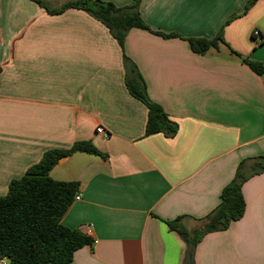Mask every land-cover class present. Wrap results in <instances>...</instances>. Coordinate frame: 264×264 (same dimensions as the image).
<instances>
[{
	"label": "crops",
	"instance_id": "1",
	"mask_svg": "<svg viewBox=\"0 0 264 264\" xmlns=\"http://www.w3.org/2000/svg\"><path fill=\"white\" fill-rule=\"evenodd\" d=\"M43 1L58 10L76 0ZM249 1L142 0L150 31L130 30L122 48L81 9L0 0V196L49 150L91 141L108 156L75 153L50 173L79 183L61 223L87 236L93 225V245L69 264H186L167 222L200 229L240 167L244 215L203 236L195 264H264V171L252 174L264 166V75L225 46L201 56L188 41L222 30L235 52L264 64V39L253 35L264 37V0L246 12ZM124 56L178 125L173 138L146 136L148 108L129 93Z\"/></svg>",
	"mask_w": 264,
	"mask_h": 264
},
{
	"label": "trees",
	"instance_id": "2",
	"mask_svg": "<svg viewBox=\"0 0 264 264\" xmlns=\"http://www.w3.org/2000/svg\"><path fill=\"white\" fill-rule=\"evenodd\" d=\"M50 14H59L69 8L86 11L103 23L112 36L124 47L128 32L132 29L148 30L139 12L142 0H134L130 5L117 6L102 0H76L65 4L58 10L50 9L43 0H34ZM254 0L246 5L247 12ZM235 17V16H234ZM232 17V18H234ZM156 34L174 37L177 34ZM194 53L205 56L211 51L220 52L221 45L230 54L248 65L258 75H264V64L244 58L235 52L224 40L222 30L214 38H189ZM126 85L129 93L148 108L146 136L162 133L173 138L178 125L170 120L164 109L152 102L147 94L146 84L137 66L124 56ZM75 153H86L107 159L91 141L76 142L67 150H49L40 162L30 167L24 176L13 180L7 195L0 196V260L7 264H69L76 251L92 246L94 240L77 229L65 227L61 221L79 192V183L56 181L50 173L59 160ZM264 171V166L256 163L252 174ZM249 175L241 172L223 190L217 208L203 220L200 229L188 231L180 225L181 218L167 222L186 243V264H195V248L208 233L224 231L229 225L240 220L245 212V199L242 185Z\"/></svg>",
	"mask_w": 264,
	"mask_h": 264
},
{
	"label": "built area",
	"instance_id": "3",
	"mask_svg": "<svg viewBox=\"0 0 264 264\" xmlns=\"http://www.w3.org/2000/svg\"><path fill=\"white\" fill-rule=\"evenodd\" d=\"M253 35H254L255 38H259V37H260L261 39H264V37L261 36V34H260L258 31H255ZM96 131H97L98 134H103L105 137L108 136V134L106 133V131H105V129H104L103 127H98V128L96 129ZM79 200H80V195L77 194V195L75 196V198H74V201H79ZM92 231H93V225L90 224V225L87 227V233H88V236H90V235L92 234ZM1 262H2V263H7L5 260H1Z\"/></svg>",
	"mask_w": 264,
	"mask_h": 264
}]
</instances>
